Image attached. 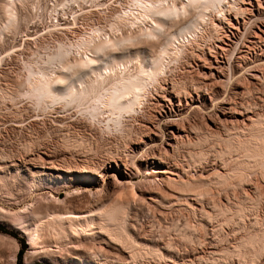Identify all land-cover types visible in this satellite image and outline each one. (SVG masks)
<instances>
[{
  "label": "rangeland",
  "instance_id": "obj_1",
  "mask_svg": "<svg viewBox=\"0 0 264 264\" xmlns=\"http://www.w3.org/2000/svg\"><path fill=\"white\" fill-rule=\"evenodd\" d=\"M36 1L27 0L28 5L26 1V5L17 2L16 8L19 10L16 9L18 12L14 22L18 27L14 26V23V27L8 26L0 34V226L7 230H0V264H16L17 252L21 249L19 239L23 238L27 242V231H36L44 225L47 227L50 222L56 221L58 215L69 211L96 209L98 205L105 206L113 200L129 195L130 188H125L124 184L125 189L121 184L112 182L108 185L102 182L99 189L94 188L90 183L83 182L82 180L87 178L77 172L85 166L110 169L125 160L130 165V170L126 171L132 177V183L136 184L137 195L136 201L134 199L136 209L129 211L125 226L133 232L140 249H146L148 245L147 247L154 248L155 251L157 249L156 254L159 250V257L155 254L158 258L152 254L151 258L147 256L133 261L130 252L122 245L112 242L108 237L93 234V227L79 228L76 232L73 231L74 235L70 233L71 236L62 238V235L58 236L59 229L47 228L46 239H40L41 242L35 247L34 253L29 249L27 242V247L21 255V263L264 264V254L259 260L252 261L250 257H241V260L240 257L237 259L236 256H227L223 252L238 244L241 238L252 230L256 232V229L259 230L264 225V178L260 176L259 170V173L257 170L251 172L252 175L250 173L247 181L239 187L234 186L237 189L229 186L231 188L228 191L227 187V192L225 188H217L220 195L221 190L226 192L216 196L214 188L213 195L208 197L210 200L213 196L218 197L212 200L219 199L223 204L228 203L226 197H229L230 199H227L233 204L239 201L236 200L239 197L254 196L255 200L259 195L261 197L259 201L262 200V205H258L252 216L248 215L249 219H245L244 224H239L242 226L227 224L221 225L222 227L218 221H202L198 205L193 207L195 210L192 209L197 212L194 216L191 207L187 208L188 205L185 204L182 206L183 203L182 207L175 204L168 209L152 203L148 198L150 193L160 187L164 190L165 188L161 186L158 177L146 175L150 174L155 166L152 159L154 152L159 151L165 153V163L174 166L185 179L192 180L199 175L203 178L209 175L206 179H213L220 171L225 174L227 167L219 157L220 160L216 158L217 151L223 148V141L229 137L226 133L229 132L228 129L241 130L246 125L242 123L245 121L242 116L233 114L237 115L235 118L228 113L229 109H241L243 106V110L244 106L247 107L251 103L247 109L252 110V113H248L249 110L245 108V112L248 111L246 115H262L264 118V0H236L238 3L234 4L235 10L222 5L223 14L222 11L218 14L219 10L216 12L214 9L207 13L206 20L203 19L204 23L202 21L199 28L202 31L198 29L197 35L190 38L192 41L183 45L178 59L172 60L165 73L160 76V92L154 90L148 98L149 102H143L136 112L126 114L120 121V126L116 125L118 123L114 124L106 113L100 116L101 113L93 116L89 114V100L87 103L86 100L81 102L84 106L81 103L78 106V103L73 101L67 105V102L62 100L55 101L54 104L45 101L39 105L24 93L29 69L37 72L46 68L45 73L48 75L54 73V70H59L57 61L52 64L48 62V55L57 52L60 43L70 46V43L76 42L84 34H89L96 27L109 29L114 15L121 10L118 2L126 0H99L93 3L92 0H80L79 3L58 0L66 4L57 6V11L53 7V1H48V5L40 3L41 0ZM230 2L228 4H231ZM4 15L0 8V27L7 23V17ZM230 71L236 73L234 78ZM85 72L80 74L84 73L85 76ZM91 73L88 72V77H94ZM79 75L76 77L79 78ZM231 79L235 80L234 84ZM227 80L231 84H227ZM250 82L255 83V87L251 88V94L248 93L251 96L248 97V94L243 95V90ZM178 111L181 112L178 114ZM190 124L200 127L198 135L188 131ZM235 124L237 127H234ZM226 125L230 128L227 126L228 129H224ZM175 126L180 129L186 126L185 130L188 132L184 130L178 134ZM236 131L234 133L239 132ZM171 133H174L176 141H180L174 155L170 154L172 150L167 145ZM205 135L212 139L209 138L210 141L202 146L196 141ZM201 152L202 159L198 158ZM136 159H141L140 163L143 164L140 174L131 166ZM94 178L97 179L95 176ZM232 196L236 197L235 201ZM196 208L199 209L196 211ZM188 221L190 228L194 226L195 232H190V228L188 232L185 228L181 230ZM219 228L221 232L218 231ZM186 233L189 237L193 234V242L187 238ZM161 256L163 260H160ZM77 257L78 259H75Z\"/></svg>",
  "mask_w": 264,
  "mask_h": 264
},
{
  "label": "bare ground",
  "instance_id": "obj_2",
  "mask_svg": "<svg viewBox=\"0 0 264 264\" xmlns=\"http://www.w3.org/2000/svg\"><path fill=\"white\" fill-rule=\"evenodd\" d=\"M25 1L27 3V0H2L1 3L2 5L0 4L1 13L2 15L4 13L5 14L4 16L7 17L6 19L7 23H5L4 24L5 26L3 25V27L1 26L2 28L0 27V34L1 32H3L2 30L4 28H8V26L11 27L14 25L15 23L14 21L16 19V15L18 12L16 11L17 9L16 3L19 2L25 4ZM48 1H50V3L51 1H53V5H54L53 7L55 8L59 5L63 6V3L66 4V2L63 1L58 2V0H41L40 3L44 2L46 5H48L49 4ZM71 1L74 2L77 1V3H79L80 0H71ZM93 1L98 2L99 0H92V3ZM230 1L229 0H126V2L120 1L118 2V5H120L121 10H118L114 15V17L112 16L113 21L110 23L109 29L106 30L105 28L103 27L101 28L100 26L96 27L89 34H84L83 36L79 37L76 40V42L70 43L71 44L70 46L68 45L66 46V44L64 45L63 43H60L57 52L53 53L51 56L48 55L49 56V59L47 58L48 62L52 64V62L55 63L54 61H57L60 67L59 70L57 69H56L57 71L51 70L54 73L51 74L49 73L48 75L45 73L46 68L43 70L44 72L39 71L40 70L39 69L37 71L38 73L35 71L32 72L33 69H29L30 74L28 75L26 82L27 83L26 85L28 87L26 86V90H25L26 92L24 91L25 92L24 95L27 96L28 98L29 97L33 98L39 105L41 103L43 104L45 101L46 102L50 101L49 103H53L55 101L62 100V102L63 101L67 102V105L69 104L68 102H72V101L74 103L77 102L79 106V103H81L82 101L86 100L85 103H87V101L89 100L91 103V107L89 108L90 110H88L87 108L89 114L93 116L95 114L98 115V113H101L99 114L100 116L103 113H106L110 116V119H112L115 122L114 124L118 123L116 125L120 126L119 123L122 119H124L123 117L126 114H130V113L132 114L133 112L139 110V106L143 102H144L143 104H145L146 101L149 102L148 98H150L151 94L155 92L154 90H157V92L160 90V85H159L161 78L160 76L165 73V69L166 67H168L169 63L172 60H175L179 56V54H181V49L182 47H184L183 45L184 44L186 45V43L192 41L190 40L192 36L197 35L196 32L198 31L199 28H201L202 21L204 23V20H206L207 18V17L205 18V16H208L206 14L212 12V9H214L215 11L219 10L218 12L219 14L223 9L222 5L232 7L233 9L238 2L236 3V0H234V2L231 3ZM229 2L231 4H228ZM20 6L23 7V5ZM46 8H48V6ZM241 10L244 9L242 8ZM55 11H57V8ZM223 13L224 11H222V14ZM16 25L17 23H15L14 26ZM85 71H87V75ZM90 71L94 74V77L93 76L91 77L89 76L90 78L88 77L89 75L88 72L90 73ZM76 72L77 73L79 72V74L80 72H85V76L88 79L85 78L84 73L83 74L81 73L79 75L76 74ZM92 73L91 75H93ZM231 74L230 75L232 76V78H234V75L236 73L233 71V73ZM77 75H79L80 77L78 76L79 78H77L76 77ZM82 75L84 77H81ZM231 76L229 78H231ZM234 81L232 82L233 84ZM228 83H230V81L227 80V84ZM253 87H255V83L250 82V85L243 90L244 91L243 95L244 94L246 95L248 93L251 94V92L249 91H251V88ZM182 93L184 92L182 91ZM250 94H248L249 96L248 95L247 96L250 97L251 96ZM9 96H13V95L9 94ZM250 104L248 106H250ZM82 105L84 106V104ZM247 107L244 106L243 110H242L243 106L241 109L240 108L237 109V107L236 108L231 107L229 109L230 112L227 111L232 116H234L235 114L242 116L246 121V122L242 121V123L244 122L243 125H245V123L246 125L244 126V129L241 130L240 129L237 130L235 128L237 131L240 130L239 132H237L232 127L233 129L231 130H235L237 133H234L235 131L229 130L228 128L230 127L228 125L224 126V129H228L227 131H229L226 132L229 137L225 139V141H223L225 143L224 144L225 146L223 145V148H219V150L217 151L218 156L216 158L217 159L220 158L224 163L222 161L220 162L225 164V166L227 167V169L223 167V169L227 170V171L224 170L226 171L225 174L220 173L221 172L220 171L216 175L215 172L213 173L215 175L213 179L212 178L206 179V177L207 178L210 177L209 175L204 176V178L202 175H201L202 177L199 175L200 178L195 177L192 178V180L185 179L184 178L185 176L184 177L180 176V174L174 168V166L166 164L167 162L165 163V161L167 160V158H165L166 155H164L165 153L163 154L161 151L157 153L154 152L155 154L153 155L152 159H153V165L155 166L152 168L151 173L150 174L148 173L146 175H148L149 177L151 176L158 177L160 180L159 182H161V186L163 185L165 190L163 189V187L160 188L158 187L159 188L158 190H156L157 187L154 188L156 191L150 193L151 195L150 197H148L149 200L152 203L167 209L169 207L175 206V204L177 205L179 204L180 207L184 206L185 204V206L188 205L187 208L191 207L192 210L196 207L195 205H198L200 206L199 211L202 213V215L200 216L202 218V221L204 222L218 221L220 222L219 224L220 227L227 224H232V226L233 224H238V225L241 223L244 224V220L248 218V215H251L255 211V209L257 210L258 205L261 204L260 202H262V200L259 201V198H261L260 195L258 199L256 198V200L254 199V196L253 197L251 196L252 198H248L247 195L246 198L239 197V199H236V197L234 198L232 196L234 198V201L235 199L239 200L235 204H233L232 201H231L232 204L230 203V200H228L230 199L229 197H226L228 203L225 204L220 203L219 201L221 200L219 199H218L219 201L212 200V199H217L218 197L214 198L213 196L211 200L208 199V197L213 195L215 190L217 192V195L216 194L215 195L219 196L220 195V191L218 194L219 188L220 189L225 188L226 190L228 187L229 190L228 189L227 190L230 191L231 187L229 186L239 187L241 184L247 181L249 174L253 171L255 172L257 170L258 172L259 170L261 174L260 176L264 178V118H262L263 117L262 115L260 117H257L255 115L257 118L253 114L247 116L246 114L248 111L245 112L246 110H249L247 109ZM215 109H216V105H215ZM221 111L223 112V110ZM251 111L252 110H249L248 113H252ZM180 112L181 111H178V114ZM237 115L234 117L237 118ZM96 117H94V119ZM237 124L239 125L241 123H237ZM191 125L192 124H190L188 128L185 126V128H187L189 132H194L195 134H197V132L198 133L200 132L201 130V129L199 130L200 127L198 126L194 127ZM227 126L228 128H226ZM235 126L236 124L234 125V127ZM175 128H177L178 134H180L181 131L185 130V128L180 129V127L177 126H175ZM188 131L185 130V132ZM230 131L233 132L234 134H231ZM228 133L231 135H229ZM209 138L207 135H205L203 136V138L201 139L199 138V140L196 142L202 145L205 142H207ZM178 142L180 143V141L175 140L174 133H171L167 141V145L172 150V152L170 151L171 152L170 154L174 155L175 151L177 150V144L179 145ZM173 155L171 156L173 157ZM199 155L200 157L198 158L203 157L202 152ZM140 160L141 159L139 160L136 159V161H133L132 163L133 165H131L133 169H135L137 174H140L143 171V164L140 163ZM126 170H130V165L125 160L122 162V164L120 162L116 163L110 169H103L95 166H85L81 170L77 171L78 173H80L81 175L87 178L82 181L86 183H90L89 185L94 188L99 189V187L102 186V182L103 184H107V185L112 182L116 184L119 183L118 185L121 184L120 186L122 187L126 185L125 188L127 189L130 188L129 191L131 192L129 193V195H126L125 197H122L118 200L117 199L113 200L108 205L105 206L102 205L100 207H98L99 206L98 205L97 206L98 208L96 207V209L93 208L92 210H80L77 212L69 211L64 215L63 214L58 215L55 218L56 221L50 222L47 225V227L44 225L46 228L44 226L39 227L38 225L39 228H37L36 231L35 230L27 231L25 235L28 242V246L30 247L29 249H31L32 252L35 250V247L39 245V242H41L40 239L42 240L43 237L45 238V234H46L45 232H47V228L48 229L53 228L54 230L55 228L59 229L60 231L57 230V232H60L61 234L58 233V236L62 235L61 236L62 238L63 236L67 237L70 233L72 234L73 231L76 232L77 229L79 230V228L90 227L91 229V227H93L92 229L94 231L93 234H96L97 236L99 235V237L100 236L108 237L112 242L122 245L123 248H125L130 252L131 260L133 261L135 260L139 261L140 258L147 256L151 258L152 254L155 256V258L157 257L156 255L158 254L160 255L161 252H159V250L156 254L157 249L155 251L154 248L152 249L151 247H147L148 245L146 246V249H140L141 247L139 243H137V241L134 239L133 232L131 231V229L125 226V219L126 216H128L129 211L136 209V205H134V202L136 201L135 198H137L136 184L132 183L131 180L132 177H130L128 171ZM213 174L210 173L211 176ZM94 176L97 177V179L94 178ZM99 179H103V181H100ZM232 189L231 191H233ZM163 191H165V193ZM221 191H222L221 195L222 193L226 192L224 190ZM225 194L227 195V193ZM130 195L131 197H129ZM233 195L235 196V194ZM237 195L239 196V194ZM242 197H244L243 194ZM197 209L199 208H196V211ZM193 212L194 211L192 210V213ZM196 213L194 214V216L196 215ZM184 225L185 227L183 226V229L181 230H184L185 228L186 232H188L187 230L190 228L189 221ZM193 227L191 226V228L189 229L190 232L191 231L195 232L193 231L194 230ZM205 227L206 226H204V228ZM243 227L245 226L243 225ZM256 230H257L256 232H252L253 230L250 232L249 230L250 233H248L245 237L241 238L238 244L234 245V247L232 246L231 249L229 248L228 250H224L223 252L225 253V255L226 254L227 256L232 255V257L236 256V258L240 257V259L241 257L243 259L250 257L252 258L251 259L252 261L259 260V258H261V256L264 254V225L261 228H259V230L258 229ZM218 231L221 232L220 228ZM74 234L75 233H73V235ZM186 236L187 238L190 239L194 237L192 233H191L192 237L191 236L189 237L188 234ZM15 259H16V255H15ZM75 259H78V257ZM163 259L164 258H162L161 256L160 260Z\"/></svg>",
  "mask_w": 264,
  "mask_h": 264
},
{
  "label": "trees",
  "instance_id": "obj_3",
  "mask_svg": "<svg viewBox=\"0 0 264 264\" xmlns=\"http://www.w3.org/2000/svg\"><path fill=\"white\" fill-rule=\"evenodd\" d=\"M0 230H2V231H7V230H6L5 228H3L2 226H0ZM19 241H20L21 249H19L18 252H17V262H16V264H22V263H21V255H22L23 251H24V250L26 249V247H27V243H26V241H25L23 238H20Z\"/></svg>",
  "mask_w": 264,
  "mask_h": 264
},
{
  "label": "water",
  "instance_id": "obj_4",
  "mask_svg": "<svg viewBox=\"0 0 264 264\" xmlns=\"http://www.w3.org/2000/svg\"><path fill=\"white\" fill-rule=\"evenodd\" d=\"M27 243V242H26Z\"/></svg>",
  "mask_w": 264,
  "mask_h": 264
}]
</instances>
